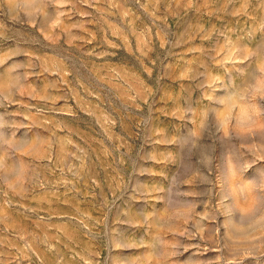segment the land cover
<instances>
[{"label": "rangeland", "instance_id": "1", "mask_svg": "<svg viewBox=\"0 0 264 264\" xmlns=\"http://www.w3.org/2000/svg\"><path fill=\"white\" fill-rule=\"evenodd\" d=\"M0 0V264H264V0ZM241 107L254 123L241 129Z\"/></svg>", "mask_w": 264, "mask_h": 264}, {"label": "clouds", "instance_id": "2", "mask_svg": "<svg viewBox=\"0 0 264 264\" xmlns=\"http://www.w3.org/2000/svg\"><path fill=\"white\" fill-rule=\"evenodd\" d=\"M9 7L16 19L31 21L40 16L44 2L43 0H9ZM250 55L257 56L255 71L239 90L228 111L222 115L223 125L231 119L232 108L240 100H244L247 97L253 99L264 98V51L253 52ZM23 86L24 78L19 68L12 67L8 71L0 73V105L11 104L14 96L19 93ZM238 122L241 129L247 128L254 123L253 115L247 107H241ZM15 146V138L0 131V147L11 149L15 148ZM0 169H7L12 173V179L9 180L8 187L10 190H15L16 184L23 179L22 171L7 166L2 154H0Z\"/></svg>", "mask_w": 264, "mask_h": 264}]
</instances>
